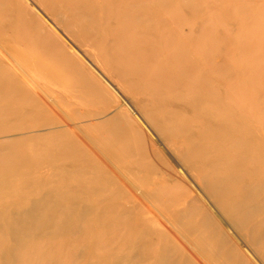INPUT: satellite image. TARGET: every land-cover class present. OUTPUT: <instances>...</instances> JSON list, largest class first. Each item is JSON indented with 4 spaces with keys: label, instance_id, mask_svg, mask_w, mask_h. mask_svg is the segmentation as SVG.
I'll list each match as a JSON object with an SVG mask.
<instances>
[{
    "label": "bare ground",
    "instance_id": "bare-ground-1",
    "mask_svg": "<svg viewBox=\"0 0 264 264\" xmlns=\"http://www.w3.org/2000/svg\"><path fill=\"white\" fill-rule=\"evenodd\" d=\"M38 1L49 11L59 9L69 25L78 27V37L89 40L103 70L127 93L139 89V97L154 96V101L139 104L152 125L175 146L180 140L178 145L188 159L201 168L203 176L197 178L207 194L264 259V0ZM31 15L20 0H0V38L27 51L29 60L53 80L87 88L99 85L81 63L72 60L54 31L37 19H28ZM179 91L186 94L178 96ZM166 93L170 96L165 97ZM33 97V91L20 87L0 66V119L13 115L27 119L22 124L0 125V134L23 132L25 127L37 132L44 127L39 121L31 122L30 117L39 115L28 105ZM7 102L27 104L28 109L11 106L6 112ZM90 109L102 119L89 125L92 139L114 160L131 163L135 148L124 144L130 127L120 126L121 113L108 116L109 107ZM202 112L201 120L214 128L194 127L202 122L198 119ZM77 131L7 138L2 145L0 199L6 196V187L15 185L34 187L39 201L11 203L0 215V264H205L195 254L201 259L206 254L220 264H251L210 209L183 184L149 173L154 181L149 198L161 213L168 211L169 223L181 225L185 243L197 247L191 245L198 250L194 255L169 239L174 232L164 222L157 220L156 231L151 232L147 219L135 210L130 224L115 192L107 190L108 181L105 187L92 190L83 181L77 197L65 192L77 184L74 176L69 174L67 183L56 172L46 177L31 170L32 159L73 162V148L86 149ZM30 176L36 179L33 183ZM91 194L101 200L98 206L91 205ZM84 213L97 216L100 222L86 221ZM50 225L56 226L54 239L46 234ZM64 232L67 238L56 236ZM142 232L149 241L143 240ZM79 252L86 258L83 263L78 261Z\"/></svg>",
    "mask_w": 264,
    "mask_h": 264
},
{
    "label": "rangeland",
    "instance_id": "rangeland-1",
    "mask_svg": "<svg viewBox=\"0 0 264 264\" xmlns=\"http://www.w3.org/2000/svg\"><path fill=\"white\" fill-rule=\"evenodd\" d=\"M20 1H22V3L28 6L31 10L32 17L27 18H32L33 21L37 19L41 21L46 27L52 29L67 48V50L71 52L72 60L76 61L77 63H81L86 71L90 75L94 76L99 85H96L94 88H87L77 83L75 84L74 82L69 83L53 80L51 79V75L49 73L39 69L36 66V63L29 60L27 57L28 54L26 53L27 51L15 47L13 43L6 38H0V66H2V68H4L9 75H11L15 82L19 83L20 87L30 89L34 92V97L28 105L39 110V115H33L30 117L31 122L36 120L40 123H43V125L45 124L44 127H42L37 132L33 131L35 129H28L25 127L23 132L11 133L8 135L0 134V150L2 145L7 144L6 141H9L7 138H30L33 135L35 136L36 133H47L50 132V130L55 132L68 131V133L71 132L73 134V131L76 132L79 130L76 134L79 135L80 139L85 143L86 149H84L85 146L73 148L74 154H79L78 156L76 154L74 155L73 162H66V164H63V161H59L58 159L51 160L47 157L32 159L29 160L34 164L32 165L31 170L40 174H44L46 177L52 176L56 172V174L63 175L67 183L70 181V175L74 176L73 178H76L77 184L73 186L74 188L71 187L65 189V192H72L77 197L81 196L80 190L83 186V181L88 182L87 187L90 190L94 188L96 189L100 186L105 187L107 185L106 182L108 181L109 185L107 190L115 192L118 206H121L122 204L125 213H127L124 214L123 217H126L130 224L133 225V214L135 213V210L140 211L138 212V215L141 219H147L145 220L146 228L150 231L152 230L151 232L156 231L155 228L157 226V220L164 222L165 224H168L167 226L171 227V230L174 232L172 233V236L169 237V239H174L180 243V249L184 250L186 253H188V255H194L195 253H198V250H193L192 246H194V249H197V247L192 242H189V245L185 243L186 237H184L183 232L179 231L181 230V227H179L181 225L169 223L168 221H170V219L167 217L169 215L168 211H162L161 213V211L155 207L149 198V192L154 183V181L150 180L152 177L149 175V173H152L154 177L165 178L167 179V182L172 181L181 185L183 184L182 186L193 192V195L197 198H200L210 209V211L222 225L223 229L226 230V234H229L228 236L230 239L232 238V242L234 241L233 243L240 249L242 254L244 253V256L247 255L248 257L246 258L248 260L251 258V264H264V259L258 253L257 249L251 245L248 238H246V236L240 232L239 227L222 214L220 208L207 194L204 184L197 178L198 175L203 176L201 168L188 159V155L185 153L186 150L178 145L180 140L175 146L174 143H172L173 141L169 139L168 136H162L161 133H158L151 121L146 116L145 110L140 107L142 102L144 104L145 101H154V96L148 93L146 96L141 95L139 97L137 96V93L142 92V90L139 89L129 90V93H127L125 87L122 84L116 82L115 79H113L103 70L102 63L98 58L96 51L93 49L92 44L89 42V40L78 37V27L69 25L66 15L59 9L55 12L49 11L46 7L41 5L38 0ZM103 5L106 4L104 3ZM90 79L93 80L92 76L89 77V80ZM50 81L55 86L48 85V82ZM61 88L64 90L69 89L70 93H66ZM177 94H179L178 96H184L186 93L179 91ZM69 95L70 101L64 99L68 98ZM164 95L165 97L170 96L167 93ZM2 97L7 99L5 96ZM93 105L97 107H109L110 109L107 112L108 116H112L117 112L121 113L120 126L122 128L124 126L126 127L127 125L128 126L126 128L130 127V132L127 135V139H124V144L126 146L135 148L136 153L134 150H132L133 152H131V157L133 158H131L132 160L130 159V162L137 164L136 167L129 163V161L126 162L114 160L108 153L101 149V145L96 143L97 141L92 139L89 125L102 120L101 118L97 117L95 113H91L93 111L90 108ZM11 106L21 108L25 111L28 109L27 104H15L7 102L3 107L4 111L7 112ZM199 116L200 117H198V119L202 121L201 118L203 119V112L200 113ZM70 119H72V121ZM63 120L66 124H64ZM26 121L27 119H24L22 115L6 116L0 119V125L4 124L8 127L9 125L26 123ZM50 121L52 124H54L53 128L52 124L46 125V122L50 123ZM203 124H207V130L214 128L213 124H208L204 121L200 122L194 127L200 130ZM77 127L84 129H77ZM83 130H86L85 133ZM138 130L140 131L139 133ZM189 135L190 132L183 134L181 136V140H186ZM131 138L134 142H132ZM89 139L90 143L92 144L88 142ZM4 152H6V150ZM62 153L64 155L66 152L62 151ZM185 155H187V159ZM140 158L142 160H140ZM22 160L28 161L26 157H22ZM60 162L62 164H60ZM9 174L10 172H7L4 174V176L6 177ZM29 179L32 183L36 180L34 176H30ZM13 186L11 185L5 189L3 188L6 196L0 199V215L3 214V211L11 206V203L14 205H19L20 203L22 205H28L29 203L34 204L39 201L36 196L37 193H34V187L24 189L22 187L17 188ZM76 186H79L80 188ZM0 189L2 190V188ZM48 192H46V194ZM93 196L94 195H92V197L89 196V199H91V205L98 206L101 200L98 197ZM127 215H129V217ZM82 216L83 218L85 217V220L88 222H100V219H98V217L93 214L89 213L88 215V213H84ZM1 222L2 220L0 221V224ZM55 228L56 226L50 225L47 228V232L45 231L46 234L51 236L52 239L55 238L53 234H57L56 231H54ZM158 230L160 232L163 231V229L159 228ZM137 231H139V229H137ZM56 236L61 239L67 238L66 232L60 233ZM142 236L143 240L149 241L150 237L147 234L142 232ZM136 250H138V248H136ZM15 252L16 251H14V253ZM203 256L204 258L201 259L200 255L195 254L194 258H197V260L200 261L203 260V262L205 261V264H220L219 261L209 258L206 254ZM85 260L86 258L84 257L83 253L81 254L79 252V263H83ZM198 263L200 262L198 261Z\"/></svg>",
    "mask_w": 264,
    "mask_h": 264
},
{
    "label": "crops",
    "instance_id": "crops-1",
    "mask_svg": "<svg viewBox=\"0 0 264 264\" xmlns=\"http://www.w3.org/2000/svg\"><path fill=\"white\" fill-rule=\"evenodd\" d=\"M67 50V49H66ZM73 56V55H72ZM75 59H77V58H75ZM93 74V73H92ZM48 85H53V86H55L54 84H52V82L50 81V82H48ZM56 87H57V85H56ZM62 89V88H61ZM62 90H64V89H62ZM66 93H70V90L69 89H66V90H64ZM70 95L68 96V98H64V99H66V100H69L70 101Z\"/></svg>",
    "mask_w": 264,
    "mask_h": 264
}]
</instances>
